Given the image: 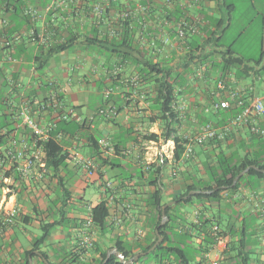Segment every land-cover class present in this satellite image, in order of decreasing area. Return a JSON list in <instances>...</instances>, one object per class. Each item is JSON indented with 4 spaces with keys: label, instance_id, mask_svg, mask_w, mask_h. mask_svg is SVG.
<instances>
[{
    "label": "crops",
    "instance_id": "0c3cea01",
    "mask_svg": "<svg viewBox=\"0 0 264 264\" xmlns=\"http://www.w3.org/2000/svg\"><path fill=\"white\" fill-rule=\"evenodd\" d=\"M99 1L102 5L95 0H0V102L5 101L0 105L1 122L6 111L13 109L20 119L26 105L42 125L59 120L54 110L44 112L38 106L56 91L82 119H93L92 127L110 137L115 148L105 153L86 143H66L70 158L58 173L48 169L42 178L35 172L26 177L19 162L4 160L0 170V264H26L25 255L44 223L55 226L41 250L32 249L29 256L37 255L32 264H41L43 252L51 264H95L102 251L116 247L117 240L132 244L137 251L136 244H147L152 238L158 214L150 196L156 188L161 189L164 206L178 202L176 196L189 186L208 183L207 170L218 167L220 159L232 165L248 160L264 164V135L252 131L253 125L264 127V115L253 114L246 122L231 126L224 139L213 138L204 144L192 141L193 153L185 154L190 138L203 125L227 126L236 115L223 119L215 92L224 99L228 89L236 90L246 104L264 97V71L239 75L233 69L226 76V90L217 83L221 50L231 47L250 61L262 58L264 0L244 1L250 13L246 22L234 16L240 0ZM182 20L193 29L186 28V36L179 38ZM256 20L260 21L257 26ZM191 55L195 59L185 66ZM148 63L155 65L154 71ZM163 75L173 88L166 110L174 117L168 119L155 101L156 81ZM235 104L232 101L231 108ZM109 108L117 114L100 113ZM15 124L20 129L12 137L23 143L21 123ZM168 124L172 132L166 138ZM150 133L160 135L158 147L145 138ZM175 137L184 141L182 153L176 150ZM161 145L168 155L164 165L156 157ZM74 149L96 162L95 172L88 174L77 162ZM99 154L107 162L98 160ZM251 168L241 175L236 189L222 191L219 201L172 204L176 206L168 233L173 243L187 234L186 249L193 264H209L218 249L219 264H244L239 253L248 254L249 264H264V171L258 166L253 168L257 172L249 173ZM58 177L70 190L69 197L59 187ZM155 178L156 184L151 183ZM90 184L99 192L86 199ZM102 200L108 207L103 229L87 224L89 206ZM199 218L214 221L223 237L204 255L199 251L205 238L196 227L201 224ZM86 233L94 239L88 250L80 246ZM174 261L171 257V264ZM137 264L157 263L147 256Z\"/></svg>",
    "mask_w": 264,
    "mask_h": 264
},
{
    "label": "trees",
    "instance_id": "16d2710c",
    "mask_svg": "<svg viewBox=\"0 0 264 264\" xmlns=\"http://www.w3.org/2000/svg\"><path fill=\"white\" fill-rule=\"evenodd\" d=\"M95 3H99V5H102L99 0H95ZM220 52L222 54V61L221 63L217 64V66L220 67L221 70L220 79L224 80L226 86H227L226 76L233 69L239 70V75H242L243 72L248 73L250 70H253L254 72L264 71V51L262 54V58L257 61L246 60L245 58L236 55L235 51L231 47H227L221 50ZM194 59L195 57L191 55L188 59H186L185 66H188L190 62L193 61ZM147 67L150 68L151 71L155 70L154 64L148 63ZM220 79H218V81ZM215 96H217L218 98L215 101V103L220 101L221 98H223L221 94L219 95L218 92H215ZM172 98H173L172 84L169 81V79H167L166 76L163 75L162 78L156 81L155 101L160 104L162 111L165 112L164 118L166 119L170 117H174V115H172V111L166 110V108H168L169 105L171 104ZM4 103L5 101L1 100L0 105L3 106ZM65 105L68 106L67 104ZM235 105H237V103ZM231 106L227 109L226 108L218 109L223 119H227L228 117L233 116L240 112L241 108L238 105L235 108H231ZM39 109L42 110L41 108ZM53 110L57 114L61 112L60 108L54 107L53 105L47 107V109L43 111L45 112V111H53ZM100 113L102 115H107L102 112ZM17 114L18 113L16 112V109L15 110L13 109L11 111H6L4 119L2 118L4 120L3 128L6 129V132L5 134H0V148L5 147V151L0 152V160L7 159L6 156L4 155V152L6 153V151L10 148V146H13L11 144L12 142H10L11 141L10 139L13 136V133L15 131H18L19 128V126L17 127L15 122L16 123L21 122L20 119L16 118L18 116ZM92 122L93 119L91 118H85L82 119V121H77L75 119H69V120L55 119V122H53L54 128L51 131L50 138L41 143L46 153L44 160L47 169L52 170L54 173H58L60 168L65 165L66 160L69 159L71 155V153L64 147V144L66 143H76L77 145L86 143L93 150L98 151L100 149L98 145V139L101 137L102 131L100 129L93 128ZM21 127H22L21 128L22 134L25 135V142L28 145L33 144V137L30 130L22 125ZM165 130L166 131L164 135L166 136V138H169L172 132L170 124H168L165 127ZM159 137L160 135L156 133H150L149 135H145L146 139L154 140V141H158ZM211 139L209 140L211 141ZM175 143H176V150L182 153L184 150V146H183L184 141L179 137H175ZM20 144L21 142L18 140L16 145L19 146ZM98 160L107 162V159L103 158L100 154L98 156ZM252 163L264 169V164H261L259 161L256 160H248L239 165H232L230 160L225 158L220 159L218 167L209 166L207 170L208 176L210 178L209 182L203 185L194 184L189 186L186 189V191L176 196L175 199L178 200L176 205H187L190 204L194 199H199V200L206 199L211 202L219 201L222 197L221 195L222 191H224L225 189H236L238 187L241 179L238 180V182L235 185H233L234 178ZM16 164L18 163L16 162ZM4 166H5V162H3L2 166H0V170L3 169ZM254 172H257L256 169L251 168L249 170V173H254ZM155 173L158 175L159 173L158 169L155 170ZM58 183H59V187L64 191L65 196L69 197L71 195V192L64 185L65 183L63 182L61 177H58ZM151 183L156 184V178ZM199 189L207 190L211 192H201L198 194H193L186 199L184 198V196H186L191 190H199ZM150 198H151L150 200L152 206L155 207L158 214L157 221L152 231V238L150 239V241L147 242V244H136L139 247L137 251H133L132 244L126 243L121 240H117L115 242V245L122 253H124L126 259L133 257L138 252L147 251L154 245V243L158 239V235L155 230L160 225L162 220L163 201L161 196V189L156 188V190L151 194ZM176 205H171L167 207L166 213L169 217V220L164 225L160 226V233L162 234V236L165 237V239L149 254L145 256H141L139 260L133 264H137L147 256H150L153 260L156 261L157 264H171L170 262L171 257H174L175 260L174 264H193L192 259L189 257L188 250L186 249V246H188L186 240L187 234L185 233V238L183 240H179V242L173 243V239L170 237L168 233L169 231L167 230L171 220V211L174 209ZM91 213L94 219V224L103 229L107 225L106 221L108 217V207L106 201L102 200L97 205H95ZM178 217L180 219L186 220L185 217L181 214H179ZM199 219L201 221V224L199 226L196 225V227H198L201 233L205 235V238L203 240L204 244L199 247V251L204 255L207 254L212 248V246L217 242L216 233L213 229V226L215 224L214 221H212L211 219H206V218L204 219L199 218ZM54 226L55 223H44L42 225V233L38 238L35 239L34 246L32 249L41 250V245L48 239V237L51 234V230L52 228H54ZM220 234H222L221 231ZM32 249L27 252V255H25L26 264L29 263V254L32 253ZM43 254L46 258H49V255L47 253L43 252ZM35 256L37 255L32 254V257ZM238 256L241 257V261L244 264H249L248 263L249 259L247 257L248 254L242 255L241 253H239ZM106 257H107V250L102 251L98 261L95 264H125L122 262L121 258L118 257L117 255H112L109 258V260L105 262ZM41 264H46L43 259H41ZM52 264H56V263H52Z\"/></svg>",
    "mask_w": 264,
    "mask_h": 264
},
{
    "label": "built area",
    "instance_id": "2783aa9c",
    "mask_svg": "<svg viewBox=\"0 0 264 264\" xmlns=\"http://www.w3.org/2000/svg\"><path fill=\"white\" fill-rule=\"evenodd\" d=\"M60 3H63V1H61ZM186 28L193 29V25L186 20H182L178 27L177 37L184 38L186 36ZM218 88L221 90H226V84L223 79H220L218 81ZM227 93L228 97L216 102V106L222 109H227L232 105V101H234L241 108L240 112L232 118L230 125L216 127L211 122L203 125L198 134L190 138V143H188L185 149V154L187 156L193 153L194 149L191 143L192 141L198 144H204L211 138L224 139L230 134L231 126L246 122L250 115H264V97L255 98L251 103L246 104L239 97V94L236 90L228 89ZM51 105L61 109V112L57 114L60 120L75 119L77 121H82V118L77 112L76 108L72 106H66L65 103L59 98V95L56 91H52L50 93L49 100L41 101L40 103H38L39 108H41L42 110L47 109V107ZM101 112L105 114L110 113L111 115L117 114V110L115 108L102 109ZM20 119L21 125L30 130L33 137V144L28 145L24 141L18 146L16 145L18 142L17 139L15 137H11L10 142H12L11 144L13 146H10V148L5 153V156L11 161L19 162L21 164L19 167L21 168L22 174L24 176L29 177L33 172H35V175H37L38 178H42L47 173L48 169L45 165L44 160L46 153L41 143L50 138L51 131L53 130L54 125L53 123L42 125L33 114L32 109L29 105L24 106L20 111ZM252 131L264 135V127L253 125ZM5 132L6 129L3 128V123L1 122L0 118V134H5ZM158 144V141L151 142V145L156 147H158ZM98 145L101 151L105 153H109L110 151H113L115 149L111 138L108 136H101L98 139ZM74 152V156L77 159V162L81 164V166L88 172V174H92L96 171V162L92 158H85L79 151H77V149H74ZM156 157L159 164H165L168 155L167 151L163 149V145H161V148H157ZM3 162L4 159L0 160V166H2ZM150 163L151 162L148 161L146 164L149 165ZM92 209L93 207L89 206L90 213L87 218L88 225L94 223V219L91 213ZM14 211L12 212V214L14 213ZM213 229L216 233L217 242L215 243V245L217 246L223 241V237L222 234H220L221 229L219 225L215 224L213 226ZM141 234L142 233L139 232V238ZM93 245V236L86 233L80 241V246L83 249L88 250L92 248ZM215 254L216 257L210 259L209 264H219L220 250H216Z\"/></svg>",
    "mask_w": 264,
    "mask_h": 264
},
{
    "label": "water",
    "instance_id": "95a60500",
    "mask_svg": "<svg viewBox=\"0 0 264 264\" xmlns=\"http://www.w3.org/2000/svg\"><path fill=\"white\" fill-rule=\"evenodd\" d=\"M251 167L256 168V169H260V168H258L257 165H251ZM251 167H247L246 169H244L243 171H241L234 178L233 185H235L237 183V181L239 180V178L241 177V175L243 173H245ZM260 170L264 171V169H260ZM201 192H211V191H207V190H191L186 196H184V198L186 199L189 196H191L192 194H198V193H201ZM175 202H177V201L175 200V201L168 202V203H166L163 206V208H162V220H161L160 225L156 229V233L158 235V239L156 240V242L154 243V245L150 249H148L147 251L138 252L133 257L126 259L124 253H122L117 247H113L110 251H108L105 262L108 261L109 258L112 255H117L118 257L121 258V260H122L123 263H125V264H133L136 261H138L141 256H145V255L149 254L152 250H154L164 240V237L160 233V226L164 225L165 222L168 220V215L166 213V209H167L168 206L172 205ZM41 255H42V257H43V259H44V261H45L46 264H51L49 262V260L43 254H41ZM32 263H33L32 256H29V264H32Z\"/></svg>",
    "mask_w": 264,
    "mask_h": 264
},
{
    "label": "rangeland",
    "instance_id": "374dc122",
    "mask_svg": "<svg viewBox=\"0 0 264 264\" xmlns=\"http://www.w3.org/2000/svg\"><path fill=\"white\" fill-rule=\"evenodd\" d=\"M244 1H245V0H240V1H239V8H238V11H236V12L234 13V16H235V18H237L238 20H240V19H239V16H240V17H243V18H242L243 22H246V20L248 19V16H249L250 13L247 11V8H246V7H247V4L244 3ZM242 13H244V14H242ZM248 13H249V14H248ZM244 17H245V19H244ZM259 22H260L259 20H256L255 23H254V25L257 26ZM234 23H236V22H234ZM235 29H236V26L233 27V29L228 33V37H229V38L232 37V35H233ZM93 192H99L98 187H96L95 185H91V184H90V187H89L88 190H87V195L85 196V198H86V199H90V194L93 193Z\"/></svg>",
    "mask_w": 264,
    "mask_h": 264
}]
</instances>
